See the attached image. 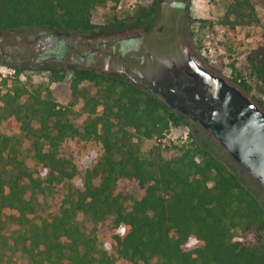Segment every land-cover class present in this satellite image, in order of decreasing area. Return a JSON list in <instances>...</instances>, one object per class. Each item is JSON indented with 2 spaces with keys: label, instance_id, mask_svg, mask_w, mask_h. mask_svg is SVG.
Instances as JSON below:
<instances>
[{
  "label": "trees",
  "instance_id": "trees-1",
  "mask_svg": "<svg viewBox=\"0 0 264 264\" xmlns=\"http://www.w3.org/2000/svg\"><path fill=\"white\" fill-rule=\"evenodd\" d=\"M119 1L0 0V34L89 35L99 27L93 11ZM226 1L222 26L263 24L254 0ZM72 72V104L81 100L88 115L81 127L42 86L17 79L0 95V264H264L263 188L195 139L171 158L160 147L143 155V140L165 138L182 119L133 82ZM230 81L264 105V41ZM40 195L52 199L46 208ZM79 213L95 223L89 233Z\"/></svg>",
  "mask_w": 264,
  "mask_h": 264
},
{
  "label": "rangeland",
  "instance_id": "rangeland-1",
  "mask_svg": "<svg viewBox=\"0 0 264 264\" xmlns=\"http://www.w3.org/2000/svg\"><path fill=\"white\" fill-rule=\"evenodd\" d=\"M173 1L181 0H120L118 3L110 2L106 6L98 7L93 11L92 21L99 26L96 29L97 31L103 27L119 26L124 22H127L128 25L135 24L134 18L139 14L141 6L147 8L151 3L163 2V6L166 5L160 15V30L154 36V42L163 45L165 42L164 38L170 37L172 31L169 27L170 21H172L170 15L174 13V10L168 4ZM182 2L189 7L187 16L190 22L189 30L191 32L192 46L212 69L230 81L233 65L239 68L247 64L249 52L257 48L264 41L262 38L264 32V0H254L263 24L239 26L236 29H231L229 26H222L220 24V20L225 15L228 6L226 0H183ZM28 35L31 34L28 32L0 34V42L4 39H10L14 46L12 50H8L9 54L2 55L0 50V95L11 88L17 79L27 85L29 89L42 86L44 90L51 91L53 97L60 105L70 108L71 120L81 127L88 115L82 111L83 103L81 100L72 104V70H88L90 66H88L87 62L85 64H73L70 57L66 58L64 62L52 60L46 62L39 61L36 59V56L30 54L35 52L38 54L41 47L36 49L34 47L25 48L22 43L14 45L21 38L29 39ZM81 50L84 51L82 48ZM16 66L23 69L19 75H17L18 73L14 68ZM51 67L64 69L65 77L61 81L54 80L51 72L47 70ZM122 68V62L119 61L113 67L99 64L96 66L94 72H109V75L112 76H122L123 74L120 72L113 71ZM221 96L223 97V93ZM253 100L255 101V99ZM261 107L264 109V105ZM100 110L101 108H99ZM19 137L22 157L25 158L28 167L32 169L35 162L29 152L30 141L23 134H19ZM191 139H195L202 146L210 148L216 155L227 160L234 171H241L240 167H237L230 161L225 151L214 140L210 139L205 133L193 131L185 123L172 126L163 139L153 138L143 140L141 142V153L147 155L153 148L160 147L163 155L166 158H171L178 154L182 146ZM64 149L66 155L70 154V149L67 146ZM88 161L89 159L85 160V163ZM262 196L264 197V194ZM38 199L43 208L49 206L52 201L51 197L43 195H40ZM12 213V210H6L7 215ZM77 220L87 233L95 225L91 218L85 216L83 213L78 214ZM16 230V226L9 222L5 232L8 236H11ZM241 239L245 243H252L255 240V236L247 234L241 237ZM18 256V254H15L13 261L19 262Z\"/></svg>",
  "mask_w": 264,
  "mask_h": 264
},
{
  "label": "flooded vegetation",
  "instance_id": "flooded-vegetation-1",
  "mask_svg": "<svg viewBox=\"0 0 264 264\" xmlns=\"http://www.w3.org/2000/svg\"><path fill=\"white\" fill-rule=\"evenodd\" d=\"M182 1L168 4L174 10L170 15L172 31L170 37L164 38L163 45L154 42V36L160 30V15L166 5L163 6V2L151 3L147 8L141 6L134 18L135 24L124 22L75 37L54 32L31 34L29 39L21 38L14 45L22 43L25 48L41 47L38 54L30 55L42 62H64L68 57L73 64L87 62L88 70L93 72L99 64L113 67L120 61L123 68L113 70L123 74L117 75L118 78L145 90L151 100L160 101L171 114L179 116L181 124L208 135L203 125L215 123L223 107L221 88L214 80L217 75H222L212 69L192 46L187 16L189 7ZM12 47L10 39L0 42L2 55L9 54Z\"/></svg>",
  "mask_w": 264,
  "mask_h": 264
},
{
  "label": "water",
  "instance_id": "water-1",
  "mask_svg": "<svg viewBox=\"0 0 264 264\" xmlns=\"http://www.w3.org/2000/svg\"><path fill=\"white\" fill-rule=\"evenodd\" d=\"M214 80L223 93V107L216 122L203 127L228 157L264 190V109L225 77L217 75Z\"/></svg>",
  "mask_w": 264,
  "mask_h": 264
}]
</instances>
